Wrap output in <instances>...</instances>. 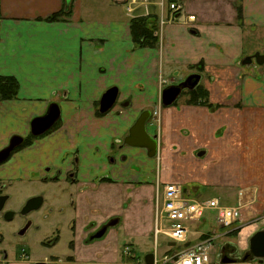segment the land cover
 I'll list each match as a JSON object with an SVG mask.
<instances>
[{"label": "crops", "instance_id": "crops-1", "mask_svg": "<svg viewBox=\"0 0 264 264\" xmlns=\"http://www.w3.org/2000/svg\"><path fill=\"white\" fill-rule=\"evenodd\" d=\"M110 1L115 8L125 6L127 12L126 0ZM82 3L0 0V78L18 83L16 97L0 101V151L12 137L26 138L31 122L44 116L52 104L60 111L55 132L33 140L0 165V181L34 184L58 172L63 180L74 171L77 184L49 188L52 223L68 236L73 222L79 258L89 256L96 264H128V247L123 256L118 249L120 237L156 242L164 184L184 187L200 180L204 186L223 188L232 182L254 181L257 168L262 167L264 185V64L257 65L253 58L264 54V0H168V5L182 8L173 16L169 6L166 9L161 3V17L147 11L138 15L156 16L159 42L155 49L134 46L129 29L132 17L114 14L97 20L85 14ZM59 12L64 15L58 21H47ZM189 16L195 21L187 22ZM247 58L251 63L243 65ZM192 74L201 77L198 86L209 93V102L216 107L185 105L186 96L183 103L180 99L164 107L163 89ZM111 88L118 89L117 102L97 117L100 99ZM144 111L151 113L146 131L156 136L160 158L162 149H172L173 158L187 163L205 158L212 166L235 167L241 173L238 179L185 176L161 181L160 176H153L149 164L156 157L148 158L142 149L119 147ZM156 119L158 132L152 128ZM246 167L249 172L242 177ZM253 185L239 191L253 188L258 193L260 189ZM184 191L193 198L185 187ZM69 194L72 208L67 207ZM114 218L118 226L93 244V252L91 248L85 252L84 228L91 224L96 230ZM122 220L126 224L123 234L119 233ZM261 230L264 226L243 223L229 231L201 234L198 242L237 232L240 242L248 244ZM128 246L134 253L133 245Z\"/></svg>", "mask_w": 264, "mask_h": 264}, {"label": "rangeland", "instance_id": "rangeland-1", "mask_svg": "<svg viewBox=\"0 0 264 264\" xmlns=\"http://www.w3.org/2000/svg\"><path fill=\"white\" fill-rule=\"evenodd\" d=\"M83 1V7L82 9L85 10V14H89L90 16L95 17L97 20H103V19H110L114 14L120 15V16H127V18H134L138 17V15L145 14L147 12H154L158 15V17H161V3L165 4L166 9L168 8V0H138V3L133 6L135 11L132 14H128L125 10V6H116L112 5L110 0H82ZM144 4V5H143ZM262 41V40H260ZM264 43V40L263 42ZM264 50V45L263 48ZM183 100L184 96H180L178 100ZM184 100L182 101V103ZM186 105V101L184 102ZM208 104L212 106V108H215V105H212L209 102V93H208ZM219 107V106H218ZM211 108V109H212ZM151 120L149 122L151 123ZM148 122V123H149ZM153 126L157 132L159 131L160 127V121L158 119L152 121ZM147 123V124H148ZM219 136V135H218ZM230 137L227 136L226 139ZM169 151V152H168ZM172 156H170V154ZM174 151L172 149L165 150L162 149L161 151V158L159 157V154L156 156V159H153L151 161L152 163L149 164L150 171L157 178V176H160L162 179L161 181L168 180L169 178L175 179L176 177L180 179V177H191L192 179H211V180H235L236 178L240 176V170L236 169L235 167H227V166H212L205 162L204 159H198L199 161L197 163H191L186 162L185 159H178L173 158ZM172 157V158H171ZM181 158L184 157V155L180 156ZM181 164L182 166H180ZM243 169V168H242ZM263 168H257L256 176L257 178L254 181H246L245 183L241 184H234L228 183L221 187H208L204 186L205 184H202V182L199 181H191L187 184H183L185 189H187L189 195L193 197L192 199L195 200H207L216 198L219 199L221 205L226 207H234L237 204L239 194L245 190L239 191V188L243 186H248L251 184L256 185L258 187V190L260 191L257 193V191L253 188H247L249 197L247 198V202L245 204L242 219L234 226L236 227L239 224H243L245 226L247 225H254V226H264V191L262 190V187L264 188V185L262 184V173L260 170ZM247 167L243 169L242 177H245L248 174ZM254 176V177H256ZM199 177V178H198ZM182 178V179H183ZM180 181V180H179ZM177 182V181H176ZM182 183V180L180 181ZM238 187L236 188V186ZM253 185V187H254ZM260 187H259V186ZM162 184H160V187ZM24 186L19 187L18 184H15L14 188L7 187L4 190V193L9 196V200L5 206V209L9 210H19L26 202L27 198L31 194L40 193V187L38 184H30L26 185V188H23ZM195 187V189H193ZM255 190V191H254ZM239 191V192H238ZM247 193V194H248ZM42 211L39 213L41 214ZM38 215L39 213L36 212ZM35 213V215H36ZM19 219H15L12 223H1L0 226V233L3 236L4 244L7 246V244L14 243L16 240H18L16 232L20 228V221ZM126 224L121 222L122 229H119V233L122 232V230L125 228ZM167 224L165 223V227ZM190 233L188 235V241L185 244H176L173 248L167 247L169 243H172L170 240L166 239L164 236H159L158 239L155 241L144 239V240H134V241H124L122 237H120L118 249L120 251V255L126 250L127 255V262L128 264H145L144 258L148 254H153L155 257V264H169L171 259L177 255L178 253L186 250L189 245H195L198 243L201 234H207L210 231H217V232H224L223 230H220L216 224L215 221V213L213 211H206L203 215L202 220L199 223H192L188 225ZM123 234V232H122ZM29 240H36L40 239L39 232H29L26 236ZM241 237L237 236V232H234L233 236H226L218 239L216 241L218 246V254L221 255L222 248H226L230 246V250H227L228 255H232V258L237 256H243L246 255L248 251V244L240 242ZM30 241V242H31ZM22 246H26L30 252H34L33 245L31 243H26L23 241ZM128 244L133 245V251L129 248ZM189 244V245H188ZM5 245H3L5 247ZM3 246H0L2 248ZM6 248V247H5ZM10 252V249L8 250ZM19 253V251H14L13 254ZM229 257V256H228Z\"/></svg>", "mask_w": 264, "mask_h": 264}, {"label": "flooded vegetation", "instance_id": "flooded-vegetation-1", "mask_svg": "<svg viewBox=\"0 0 264 264\" xmlns=\"http://www.w3.org/2000/svg\"><path fill=\"white\" fill-rule=\"evenodd\" d=\"M185 79L183 81H185ZM185 92H189V91L188 90L182 91L181 96ZM59 123H60V118L51 127V129H49L46 133H44L40 137L32 136L31 133H29L26 138L20 137L23 140L22 144L12 151L10 157L14 153L26 147L31 146L32 142H30L29 145L27 144V141H29L31 137L35 139L44 138L55 132L59 127L58 126ZM10 140L5 148L9 146ZM123 141L119 144V147L124 146ZM9 158L7 160H9ZM7 160L5 162H7ZM74 161H77V159L75 158ZM4 163H1L0 165ZM73 172L74 171H69L65 175L63 180L60 179V175H59L60 172H58L57 174H55L50 178H43L41 182L34 183V184H38V186L40 187V193L38 192L35 194H31L27 198L25 204L19 210L5 209V206L9 200V196H7V194L4 193V190L7 187L14 188L15 184H18L19 187L24 186L23 188H26L25 186L30 185L31 183L28 182L14 183V182L0 181V199L2 198L5 199L2 204L0 202V226L1 223L4 222L12 223L13 221H15V219H19L20 221V222L18 221L20 223V228L16 232L18 240H16L14 243L7 244L6 246L4 244L3 236L0 233V246L5 245L6 247L5 248L3 246L2 248H0V264H96L93 260L89 258V256L87 257L84 256L82 258H79L76 255L77 247L75 245L74 239L72 238V236L75 234L73 222L69 224L68 234L70 235V237L69 235L66 236L62 234L59 228L60 226L59 224H56L54 222L52 223V214L54 212V206L50 205L51 200L49 197V190H50L49 188L51 187V185L52 186L54 185L55 189H57L59 185H62V183L63 185H65V187H71L77 184L78 182ZM103 180L111 182V180L109 179H103ZM62 191H66V189ZM51 195H53V193ZM69 195L70 196H68L69 201L67 207L72 208L73 199H72V195L71 194ZM32 199H37L36 203L32 205H27L28 202ZM37 203H39L38 206ZM40 211H42L41 214L39 213ZM36 212H38L39 215ZM112 222H116V224L112 227L108 226ZM118 223L119 220L114 218L109 220L108 222H105L104 224L99 226L96 230H92L93 226L91 224H88L83 230L85 232V240L83 241L82 245L85 252L89 251V248H91L92 249L91 252H93V248H92L93 244L97 241L102 240L110 229L118 226ZM105 228H106V232L103 235V237L98 240L94 239L95 235ZM29 232L32 233L39 232L40 239H36L32 241L29 240L28 238H26ZM23 241H25L26 243L27 242L31 243L33 245V250H34L33 253L30 252V250L26 246H22L24 245ZM9 249L10 252L8 251ZM13 250L15 252L19 251V253H15L12 255ZM226 251L224 248H222L221 254L227 255L228 252Z\"/></svg>", "mask_w": 264, "mask_h": 264}, {"label": "built area", "instance_id": "built-area-1", "mask_svg": "<svg viewBox=\"0 0 264 264\" xmlns=\"http://www.w3.org/2000/svg\"><path fill=\"white\" fill-rule=\"evenodd\" d=\"M127 12L133 13L138 0H126ZM171 16L179 13L182 8L178 4H170ZM193 16L187 22H194ZM248 192H241L236 206L226 207L218 199L195 200L186 196L184 187L179 183H167L162 187L161 207L155 227V237L164 236L175 244H185L190 233L189 224L199 223L206 211L215 213V221L220 230L229 231L242 219L243 210L249 197ZM247 197V198H246ZM165 223L167 226L165 227ZM219 238L211 235L205 240L188 247L175 255L169 264H259L257 261L244 259V256L232 258V255L218 254L216 241ZM229 256V257H228ZM227 257L229 262L222 263Z\"/></svg>", "mask_w": 264, "mask_h": 264}, {"label": "water", "instance_id": "water-1", "mask_svg": "<svg viewBox=\"0 0 264 264\" xmlns=\"http://www.w3.org/2000/svg\"><path fill=\"white\" fill-rule=\"evenodd\" d=\"M254 60L257 65L261 66L264 64V54H256ZM251 58H247L242 63L243 65H248L251 63ZM200 76L197 74H192L188 76L185 81L168 86L161 92V104L164 107H171L181 96L182 91L188 90L193 91L200 82ZM118 99V89L111 88L106 91L100 99L98 112L99 114H107L115 106ZM60 111L59 107L52 104L46 115L43 117L35 118L30 124V133L32 136L40 137L46 133L51 127L59 120ZM151 119V113L149 111H144L137 118L133 126L128 131V135L124 138V145L132 148L145 150L148 158H154L157 155V138L156 136H150L146 131V126ZM22 138L19 136H14L9 143V146L0 151V164L4 163L11 155L12 151L22 144ZM203 155L200 153L199 156ZM5 199H0L1 204ZM37 199H32L27 205H32L36 203ZM39 203H37V206ZM116 222H112L108 226L112 227ZM106 232V228L95 235L94 239L98 240L103 237ZM170 247H174L175 243L168 244ZM251 258L257 261L259 264H264V230L255 233L248 241V251L244 256V259ZM229 262L228 258L225 257L222 263ZM145 264H155V257L153 254H148L144 258Z\"/></svg>", "mask_w": 264, "mask_h": 264}, {"label": "trees", "instance_id": "trees-1", "mask_svg": "<svg viewBox=\"0 0 264 264\" xmlns=\"http://www.w3.org/2000/svg\"><path fill=\"white\" fill-rule=\"evenodd\" d=\"M238 18L242 19L241 6H238ZM64 15L63 12H59L47 19L48 22H55ZM69 15V13L67 14ZM130 35L132 42L136 48H148L155 49L158 46V37L156 35L157 18L154 15L138 16L133 18L129 23ZM18 91V83L13 78L3 77L0 78V101H9L16 97ZM182 96L188 97L186 105L189 106H203L209 109L212 108L208 104V92L202 87L198 86L193 91L185 92ZM97 117L103 115L96 112ZM35 138L31 137L27 144L29 145ZM234 232L232 233V235Z\"/></svg>", "mask_w": 264, "mask_h": 264}]
</instances>
